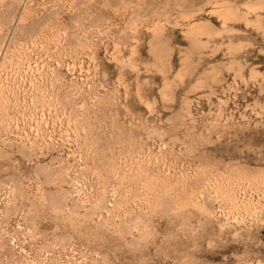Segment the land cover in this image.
<instances>
[{"label":"rangeland","instance_id":"rangeland-1","mask_svg":"<svg viewBox=\"0 0 264 264\" xmlns=\"http://www.w3.org/2000/svg\"><path fill=\"white\" fill-rule=\"evenodd\" d=\"M0 264H264V0H0Z\"/></svg>","mask_w":264,"mask_h":264}]
</instances>
